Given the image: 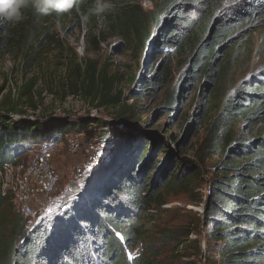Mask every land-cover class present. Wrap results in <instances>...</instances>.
Instances as JSON below:
<instances>
[{
    "label": "trees",
    "instance_id": "trees-1",
    "mask_svg": "<svg viewBox=\"0 0 264 264\" xmlns=\"http://www.w3.org/2000/svg\"><path fill=\"white\" fill-rule=\"evenodd\" d=\"M217 1L221 5L225 0H165L147 13L140 0H107L111 10L100 16L91 13L95 0H78V10L73 8L59 15H36L28 8L21 23L0 26V51L22 50V63L27 66L43 63L49 47L55 46L68 57L63 64L67 95L81 98L97 110L115 113L116 121L122 118V122H127L123 93L116 87L118 76L111 75L107 66L100 69L97 61L79 60L74 50L58 39L55 22L69 14L80 20L87 15L84 42L92 51H98L100 44L111 37L118 39L117 50L122 52H136L148 46L174 48L181 69L177 90L166 94L160 112L176 111L181 88L201 80L200 102L191 117L190 130L196 125L195 118L205 111L201 101L214 95L227 63L228 56L223 61L219 57L226 50L224 41L229 40L230 44L234 34L241 35L248 29L250 32L256 15L264 13V0H250L246 8H238L229 16H216L222 5L216 9L208 2ZM193 13L195 16L191 17ZM150 65L149 77L141 73L129 77V83L138 81L136 86L143 90L142 95L154 93L156 85L166 83V77L169 80L171 76L164 61L157 68ZM36 85L33 78L18 88L16 96L9 90V102H0V168L26 163L29 156L51 151L49 148L64 143L68 134L84 133L88 127H108L100 118L89 116L77 122L62 118L48 124L26 118L28 110H38ZM216 120V128H210L209 153H217L220 160L214 164L216 170L208 185L203 214L191 216V225L184 234L163 230L151 238L143 219L152 217L150 213L163 205L162 188L174 189L177 182L189 185L200 177V167L183 159L177 163L178 174L165 179L164 187L154 179L148 184L153 139L146 138L140 128L126 133L117 129L113 153L84 180L76 199L69 201L65 196L45 216L36 212V224L18 211L10 195L0 194V264H202L198 258L202 255V235L205 264L261 263L264 132L251 131L253 138L242 139L234 136L232 124L241 121L244 130L264 124L263 71L221 97ZM175 144L181 151L183 142L175 140ZM207 158L199 157V164L204 166ZM165 172L166 169L162 178ZM192 235L195 239H190ZM187 250L193 253H186Z\"/></svg>",
    "mask_w": 264,
    "mask_h": 264
},
{
    "label": "rangeland",
    "instance_id": "rangeland-1",
    "mask_svg": "<svg viewBox=\"0 0 264 264\" xmlns=\"http://www.w3.org/2000/svg\"><path fill=\"white\" fill-rule=\"evenodd\" d=\"M164 1L140 0V3L145 12L152 13ZM208 3L209 6L216 9L220 5L219 1L217 4ZM249 3L250 0H225L219 11L215 9V14L216 16H229L238 8H246ZM204 14L205 9H202V15ZM194 16L195 13L191 15V17ZM255 20L256 24L252 25L254 28L250 32L248 29L241 35L234 34L230 44L229 40L224 41L222 46L226 45V50L219 54V57L223 61L228 56L227 63L223 65L221 78L217 89L215 88L214 95L209 99L210 101H201L205 106V111L200 117L195 118L196 125L190 130L188 128L191 125V117L200 102L201 80L186 89L181 88L182 94L176 111L160 112L166 94L177 90L175 86L181 69L178 68V57L174 48L153 49L148 46L141 50L138 48L136 52L131 50L122 52L117 50L118 39L111 37L107 42L100 44L98 51H92L84 42L88 28L80 19L69 14L55 22L58 39L72 48L79 60L89 58L92 61H97L100 69L107 66L111 75L118 76L116 87L123 93L127 110L126 117L129 118L127 122H122V118L116 121L115 113L97 110L87 101L67 95L66 88L63 87L65 84L63 64L67 55L60 52L55 46L49 47L47 55L43 57V63H30L27 66L22 63V50L0 51V88H3V91L0 92V102H9L11 99L8 97L9 90L14 97L18 88L35 78L37 81L35 92L36 95L39 93L38 110L36 112L28 110L26 118L31 120L36 118L48 124L51 120L62 118L77 122L79 119L89 116L100 118L108 126L96 129L88 127L84 133L68 134L65 136L64 143L49 148L54 157L55 182L51 193L47 195L48 204H43L42 198L36 199V202L39 201L36 207L41 208L39 214L45 216L54 209V206H57L60 200H64L65 196L67 197L65 199L69 200V196L79 195L80 190L78 189L84 180L88 179L93 170L105 164L113 153V139L116 137L117 129L126 133L131 129L140 128L146 138L153 139L151 145L155 148L152 164L147 169L148 184L152 183L154 179L159 183V186L164 187L165 179H173L178 174L177 163L183 159H188L194 162L195 166L200 167V177L189 185L177 182L174 189L163 190L162 188L163 205L150 213L152 217L147 216L143 219V225L146 230L151 232V235H148L151 238H156L163 230L164 232L171 230L178 234L183 232L184 234V229L189 224L191 225V216L204 211L203 202L208 195V185L216 170L214 164L220 160L217 153H209V143L211 142L210 128H216L218 125L216 119L221 97L243 81L249 80L255 75L257 77L262 71L264 72V13L256 15ZM162 61L167 63L171 76L169 80L166 77V83L159 82L154 93L149 91L142 95L143 90L136 86L138 81L135 84L129 83L130 75L138 77L141 73L149 77L152 74L150 64H154L157 68ZM62 93L65 94V97H62ZM130 111L134 113L131 115ZM243 126L241 121L232 124L235 137L248 140L253 138L252 132H257V134L264 132V124L253 130H244ZM102 134L106 136L104 137L106 139L101 138ZM175 140L176 143L183 142L181 151L177 149ZM72 143L79 144L76 153L69 152L73 146ZM93 148L94 150H92ZM198 156L208 157L204 166L199 164ZM32 159L33 156H29L26 162ZM165 169V176L162 178L161 175ZM200 199L202 203L198 204ZM190 239H195V235H192ZM199 241L202 255L198 258L202 264H205V249L202 248L205 243L203 235ZM186 253H193V251L187 250ZM259 264H264V261Z\"/></svg>",
    "mask_w": 264,
    "mask_h": 264
},
{
    "label": "built area",
    "instance_id": "built-area-1",
    "mask_svg": "<svg viewBox=\"0 0 264 264\" xmlns=\"http://www.w3.org/2000/svg\"><path fill=\"white\" fill-rule=\"evenodd\" d=\"M72 144L69 152L76 153L79 144ZM54 182L55 163L52 151L46 150L34 154L33 159L26 163L5 164L0 168V194L10 195L18 211L29 217L31 223L34 224L39 221L36 212L41 213V208L36 207L39 202H36V199L42 198L43 204H48L47 195L51 193ZM77 196H69V201L75 200ZM35 207L36 209H34ZM202 248L205 249V243Z\"/></svg>",
    "mask_w": 264,
    "mask_h": 264
},
{
    "label": "clouds",
    "instance_id": "clouds-1",
    "mask_svg": "<svg viewBox=\"0 0 264 264\" xmlns=\"http://www.w3.org/2000/svg\"><path fill=\"white\" fill-rule=\"evenodd\" d=\"M31 8L36 15L67 13L73 8L78 10V0H0V26H15L24 20V10ZM111 10L107 0H95L91 13L97 16ZM83 24L88 23V16L81 17Z\"/></svg>",
    "mask_w": 264,
    "mask_h": 264
},
{
    "label": "water",
    "instance_id": "water-1",
    "mask_svg": "<svg viewBox=\"0 0 264 264\" xmlns=\"http://www.w3.org/2000/svg\"><path fill=\"white\" fill-rule=\"evenodd\" d=\"M33 121H35V120H33ZM201 214H203V211L201 212Z\"/></svg>",
    "mask_w": 264,
    "mask_h": 264
},
{
    "label": "snow or ice",
    "instance_id": "snow-or-ice-1",
    "mask_svg": "<svg viewBox=\"0 0 264 264\" xmlns=\"http://www.w3.org/2000/svg\"><path fill=\"white\" fill-rule=\"evenodd\" d=\"M131 259V257H129Z\"/></svg>",
    "mask_w": 264,
    "mask_h": 264
}]
</instances>
